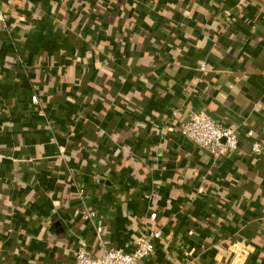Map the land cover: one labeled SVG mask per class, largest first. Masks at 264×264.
Returning <instances> with one entry per match:
<instances>
[{
    "label": "crops",
    "instance_id": "obj_1",
    "mask_svg": "<svg viewBox=\"0 0 264 264\" xmlns=\"http://www.w3.org/2000/svg\"><path fill=\"white\" fill-rule=\"evenodd\" d=\"M0 12V264H74L80 239L129 251L151 229L144 264H264V0ZM191 110L236 127L238 148L215 159L185 138Z\"/></svg>",
    "mask_w": 264,
    "mask_h": 264
},
{
    "label": "built area",
    "instance_id": "obj_2",
    "mask_svg": "<svg viewBox=\"0 0 264 264\" xmlns=\"http://www.w3.org/2000/svg\"><path fill=\"white\" fill-rule=\"evenodd\" d=\"M1 1V0H0ZM7 15L0 12V20H6ZM202 65V69H205ZM183 136L200 148L210 152L215 159H220L228 153L236 150L239 143V130L234 126L225 125L204 110H191L182 130ZM253 152L258 154L263 145L254 142ZM203 191L202 188L199 189ZM85 218L93 220L94 211L85 210ZM98 228V232H101ZM164 238L161 229H151L138 236H134L132 249L127 251L112 247L108 241L100 237V254H92L89 244L85 239H80L75 251L74 264H144L145 259L150 257L155 249V243Z\"/></svg>",
    "mask_w": 264,
    "mask_h": 264
}]
</instances>
